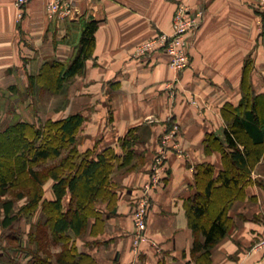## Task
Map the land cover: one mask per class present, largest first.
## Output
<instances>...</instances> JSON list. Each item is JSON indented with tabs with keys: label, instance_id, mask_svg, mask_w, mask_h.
<instances>
[{
	"label": "crops",
	"instance_id": "1",
	"mask_svg": "<svg viewBox=\"0 0 264 264\" xmlns=\"http://www.w3.org/2000/svg\"><path fill=\"white\" fill-rule=\"evenodd\" d=\"M15 1L0 0V108L11 109L3 118L38 122L82 113L79 146L97 151L113 147L120 155L126 151L120 139L136 129L131 157L126 165L116 163L111 175L115 202L109 207L99 200L100 215L90 216L75 237L78 251L92 259L81 264H204L192 254L189 197L203 189V173L198 180L196 174L199 164H210L214 185H220L221 151L208 149L205 138L212 133L225 142L222 108L240 103L245 75L255 92L264 93V33L257 24V0H195L205 18L189 35L191 65L182 72L169 64L162 48L135 53L143 42L172 32L182 0H68L72 12L64 17L49 13L53 0H28L20 8ZM92 20L98 25L91 56L80 73L55 91L56 84L46 85L47 69L55 62L70 64ZM168 81L177 84L174 94L166 88ZM45 91L52 96L49 103H44ZM47 105L51 110L45 112ZM172 123L179 125L183 152L168 153L163 178L149 200V239L136 253L132 214L150 181L162 135ZM250 176L241 197L229 201L231 224L212 247L210 264H264V254L252 249L264 237V153ZM48 197L53 198L51 188ZM199 237L204 239L202 233ZM5 248L7 256L18 254ZM60 249L51 245L52 264H57ZM20 255L18 264H25L28 254ZM5 257L0 253V264H12Z\"/></svg>",
	"mask_w": 264,
	"mask_h": 264
},
{
	"label": "trees",
	"instance_id": "2",
	"mask_svg": "<svg viewBox=\"0 0 264 264\" xmlns=\"http://www.w3.org/2000/svg\"><path fill=\"white\" fill-rule=\"evenodd\" d=\"M97 25L96 20L87 24L67 67L60 62L50 65L45 73L46 85L56 84L54 90L59 91L62 81L82 71L94 49ZM244 80L240 103L237 106L227 103L222 108L227 122L225 142L212 133L205 138L208 149L216 147L221 151L224 169L218 176L220 185H214L217 182L213 167L199 164L196 174L198 180L203 173L200 178L203 189L199 188L189 197L187 213L195 234L192 254L204 264H210L212 247L228 233L229 201L241 197L251 181V169L264 153V93L251 88L247 75ZM83 121V114L75 113L62 119L48 118L41 127L17 120L0 131V198L19 188L16 198L2 200L1 227L12 229L22 214L29 215L40 207V217L31 225L28 235L36 242L35 250L22 247L17 234L5 236L6 247L31 253L25 264H52V244L61 247L55 254L57 264L92 261L78 251L75 237L86 228L90 216L100 215L96 206L99 200L107 201L109 207L115 202L116 195L110 189L111 175L116 163L126 165L131 157L136 129L120 139V146L126 150L123 155L113 147L101 151L87 148L81 152L76 142ZM49 179L53 198L45 196L44 184ZM16 199H26L18 211L14 208ZM200 233L204 235L203 240ZM17 257L11 256L9 261L14 264L18 262Z\"/></svg>",
	"mask_w": 264,
	"mask_h": 264
},
{
	"label": "built area",
	"instance_id": "3",
	"mask_svg": "<svg viewBox=\"0 0 264 264\" xmlns=\"http://www.w3.org/2000/svg\"><path fill=\"white\" fill-rule=\"evenodd\" d=\"M28 0H16L20 8ZM258 20L257 24L262 33H264V0H257ZM48 11L50 14H59L67 16L72 12L71 2L68 0H53L49 3ZM22 15V12L19 13ZM205 18L204 8L197 4L195 0H182L178 5L172 24V32H161L157 36L140 44L135 53L146 54L156 48H162L170 57V65L181 72L190 65L191 41L189 35L196 31L203 23ZM175 81H168L166 88L172 94L175 93ZM195 102V100H193ZM196 103V102H195ZM180 130L177 123H172L162 135L159 150L155 156L152 165L151 178L144 189L142 195L133 211L134 232L133 250L138 253L141 242L149 239L147 233V217L151 192L156 189L162 178L166 167V161L170 150L181 154L183 151L178 142V131ZM253 251L264 254V237L258 238L252 245Z\"/></svg>",
	"mask_w": 264,
	"mask_h": 264
},
{
	"label": "rangeland",
	"instance_id": "4",
	"mask_svg": "<svg viewBox=\"0 0 264 264\" xmlns=\"http://www.w3.org/2000/svg\"><path fill=\"white\" fill-rule=\"evenodd\" d=\"M137 49V48H136ZM190 58H191V55H190ZM190 65H191V59H190ZM190 65L188 66V67H190ZM187 67V68H188ZM187 68H185L184 70H186ZM184 70H182V71H184ZM181 71V72H182ZM51 94L49 93V92H46L45 91V94L43 95L44 96V98H45V101H44V103H49L48 101H51V97L52 96H50ZM59 98H60V96H59ZM61 104V103H60ZM39 107V106H38ZM37 107V108H38ZM13 110H14V108H12ZM43 109H44V111L46 112V110H51V107H49L48 105L47 106H43ZM11 109L10 108H8V109H4V108H0V131L1 130H3L4 128H6L7 126H9V124H11V123H13V122H15V121H13V119L15 118H12L11 120H9L10 118L9 117H6L5 116V118H3V116H4V114H5V112L6 113H8V111H10ZM15 111V110H14ZM45 116V115H44ZM19 118H22L21 116H17V119H19ZM31 122H33V124H34V126H43L44 125V122H45V120H43V121H41L40 119H39V121L37 122L36 120H34V121H31ZM37 122V123H36ZM79 135V134H78ZM77 135V136H78ZM81 141H83L82 140V138H79L78 140H77V146H78V149H79V151H81V152H83V150H84V148H82V147H80L79 146V144H80V142ZM66 151V150H65ZM64 152V151H63ZM50 163H52V161H50ZM52 184V180L51 179H49V180H47L46 181V183L44 184V188H45V196H48V194H49V191H50V188H51V185ZM17 192H19V188L17 189H15L14 191H10L6 196H4V197H2V198H0V221H1V219H2V216H3V210H2V207H1V205H2V200H4V198H16V195H17ZM26 201V199H16V201H15V203H14V208H15V211H18L19 210V208L21 207V205H23V203ZM215 210V209H214ZM214 212V211H213ZM40 217V207H38V209L36 208V210H35V212L33 211L31 214H29V215H24V214H22L21 215V218L20 219H18L17 221H15L14 222V224H13V228L12 229H10V228H6V229H4L3 227H1V225H0V253L2 254V255H6V257H5V260H11V258H9V257H11L10 255H8L7 256V252H6V250H7V248H5V243L7 242V240H6V238H5V236L7 235V234H17L19 237H20V239H19V241H20V244H21V241L23 240V238H24V240H23V242H22V244H21V246L22 247H25V248H34V250H35V248H36V246H35V243L36 242H34V241H31L30 240V237L28 236L29 235V232L27 233V230H26V228L27 227H31V225L34 223V222H36L37 220H38V218ZM28 223V224H27ZM18 242V241H17ZM24 243V244H23ZM7 244V243H6ZM7 246V245H6ZM20 246V245H19ZM22 249H24V248H22ZM17 253L19 254V258L18 259H20V257H21V255L20 254H24V255H26V254H28V255H26V257L28 256L29 257V259H30V252H27V250L25 251V250H19V249H17ZM18 254H16V255H18ZM15 255V256H16ZM24 257V256H23ZM22 257V258H23ZM28 259V260H29ZM21 260V259H20ZM27 260V261H28ZM18 262H19V260H17ZM10 262V261H9ZM18 262H15L14 264H18ZM13 264V263H12Z\"/></svg>",
	"mask_w": 264,
	"mask_h": 264
}]
</instances>
